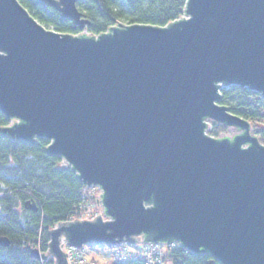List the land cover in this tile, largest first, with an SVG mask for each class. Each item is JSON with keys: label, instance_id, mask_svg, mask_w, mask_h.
Returning <instances> with one entry per match:
<instances>
[{"label": "water", "instance_id": "95a60500", "mask_svg": "<svg viewBox=\"0 0 264 264\" xmlns=\"http://www.w3.org/2000/svg\"><path fill=\"white\" fill-rule=\"evenodd\" d=\"M38 1L89 25L80 0ZM183 11L166 27L117 23L91 37L47 30L0 0V112L12 120L0 133L51 141L48 154L101 190L102 216L58 224L35 259L67 264L61 242L177 244L264 264V146L219 105L229 87L264 98V0H186ZM207 120L239 133L212 138Z\"/></svg>", "mask_w": 264, "mask_h": 264}, {"label": "trees", "instance_id": "16d2710c", "mask_svg": "<svg viewBox=\"0 0 264 264\" xmlns=\"http://www.w3.org/2000/svg\"><path fill=\"white\" fill-rule=\"evenodd\" d=\"M42 26L52 27L62 34L76 35L78 30L70 21L62 20L53 9L38 0H17ZM186 0H80L78 10L89 21L86 32L99 35L117 23L166 27L178 19ZM219 105L260 128V143L264 145V98L249 90L229 87L220 91ZM9 121L0 112V128ZM257 124V125H256ZM212 136L227 129L214 123ZM48 141L38 138L34 143L11 140L0 133V238L8 246H0V264H52L31 255L37 249L47 252L48 233L68 221L82 202V185L71 167L57 156L47 153ZM33 204L36 210L27 207ZM168 264H220L208 254L195 255L175 245L165 251ZM112 264H145L141 259Z\"/></svg>", "mask_w": 264, "mask_h": 264}, {"label": "rangeland", "instance_id": "374dc122", "mask_svg": "<svg viewBox=\"0 0 264 264\" xmlns=\"http://www.w3.org/2000/svg\"><path fill=\"white\" fill-rule=\"evenodd\" d=\"M45 29L47 30H51L54 31V29L52 27H45ZM76 35H87V32H83L81 34H76ZM221 94V93H220ZM207 123V128H208V133L207 135L211 136L209 134V131H215V127H214V123L212 121H206ZM257 125V124H256ZM263 127V124L257 125V127L252 126L251 127V131L250 134L251 136L255 137L258 139L259 143H260V128ZM238 131L235 128H227L225 129L224 132H219V134L217 136H211L212 138L215 139H219V138H223V137H227V138H232L234 135H237ZM261 145H263L262 143H260ZM264 146V145H263ZM87 195L90 196L89 198H84L86 199V202L84 203V206H80L78 207V210L76 212V215H74L72 218H70L71 221H81V220H93L96 216L101 215L102 216V208L101 206H96V201L98 197L100 198L101 195V190H99L97 187H91L88 192ZM98 201V200H97ZM174 246H170V247H166L165 251H170L171 249H174ZM79 251L80 254L87 260V263H91V264H112L114 263L113 261H111L110 255H111V251L109 250L108 247L105 246H97V245H85L83 246L81 249L76 250ZM165 251L163 252V256L165 255ZM164 258H162L160 260V262L156 261V262H149L145 264H168L166 261L163 260Z\"/></svg>", "mask_w": 264, "mask_h": 264}, {"label": "built area", "instance_id": "2783aa9c", "mask_svg": "<svg viewBox=\"0 0 264 264\" xmlns=\"http://www.w3.org/2000/svg\"><path fill=\"white\" fill-rule=\"evenodd\" d=\"M174 246V244L168 245V247ZM167 246H162L158 244H143L137 247H131L128 245L115 246L110 249L111 251V261L124 263L131 260L141 259L146 263L149 262H160L163 258V252L166 250ZM63 252L67 257V264H91L87 263L86 259L80 254V252L63 246Z\"/></svg>", "mask_w": 264, "mask_h": 264}, {"label": "bare ground", "instance_id": "6f19581e", "mask_svg": "<svg viewBox=\"0 0 264 264\" xmlns=\"http://www.w3.org/2000/svg\"><path fill=\"white\" fill-rule=\"evenodd\" d=\"M185 18H187V17H185L184 16V11L182 12V15L178 18V19H176L175 21H179V20H181V19H185ZM78 29V28H77ZM78 30H80V29H78ZM55 31V30H54ZM56 32V31H55ZM83 32H85L86 33V29L85 30H80V32H79V34H81V33H83ZM108 32V31H107ZM58 33V32H57ZM106 33V32H105ZM62 34V33H61ZM90 35V34H89ZM99 35H101V34H99ZM99 35H90L91 37H97V36H99ZM225 89V88H224ZM207 121H211V120H207ZM213 122V121H212ZM11 123H12V120L11 121H9V123H8V125L7 126H10L11 125ZM205 123H206V121H205ZM206 125H207V123H206ZM208 126V125H207ZM207 126H206V134L208 133V128H207ZM9 137V136H8ZM10 138V137H9ZM38 138H35V141L37 140ZM45 139V138H44ZM45 140H47V139H45ZM48 141V145H50L51 144V141H49V140H47ZM25 142H27V141H25ZM62 160V162L65 164V165H67V163L63 160V159H61ZM68 166V165H67ZM90 189V187H82V194H81V198H82V202L80 203V205H79V207L80 206H84V203L86 202V199H84V198H89L90 196H88L87 195V192H88V190ZM101 196V195H100ZM98 200V201H97ZM97 200H94V201H96V206H99V204H98V202H99V200H100V198L98 197V199ZM97 217V216H96ZM95 217V218H96ZM66 222H73V221H71L70 219L68 220V221H66ZM66 222H63V223H66ZM56 227V226H55ZM54 227V228H55ZM123 245H127V244H123ZM140 245H143V244H139V245H135V246H131V245H128V246H131V247H137V246H140ZM174 245H177V244H174ZM166 246H168V245H166ZM178 246V245H177ZM67 247H69V246H67ZM105 247H108V246H105ZM63 248V247H62ZM62 248H61V250H62ZM71 248V247H70ZM109 248V250L112 248V247H108ZM73 249V248H72ZM74 250H76V249H74ZM62 252H63V250H62ZM79 252V251H78ZM41 253V252H40ZM64 253V252H63ZM65 254V253H64ZM66 255V254H65ZM66 260H67V257H66ZM42 261V260H41ZM48 261H51V260H48ZM45 262V261H44ZM52 262V261H51ZM52 264H53V262H52Z\"/></svg>", "mask_w": 264, "mask_h": 264}]
</instances>
